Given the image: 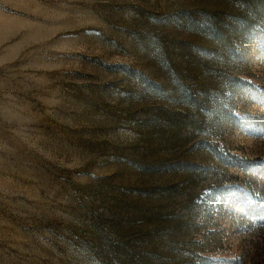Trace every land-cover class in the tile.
Returning <instances> with one entry per match:
<instances>
[{"label":"rangeland","instance_id":"obj_1","mask_svg":"<svg viewBox=\"0 0 264 264\" xmlns=\"http://www.w3.org/2000/svg\"><path fill=\"white\" fill-rule=\"evenodd\" d=\"M0 264H264V0H0Z\"/></svg>","mask_w":264,"mask_h":264}]
</instances>
